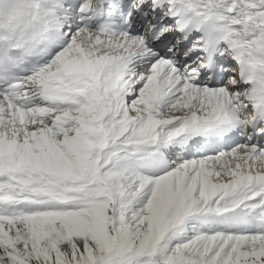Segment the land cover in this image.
I'll return each mask as SVG.
<instances>
[{
	"label": "snow or ice",
	"instance_id": "6c2138e0",
	"mask_svg": "<svg viewBox=\"0 0 264 264\" xmlns=\"http://www.w3.org/2000/svg\"><path fill=\"white\" fill-rule=\"evenodd\" d=\"M0 264H264V0H0Z\"/></svg>",
	"mask_w": 264,
	"mask_h": 264
}]
</instances>
